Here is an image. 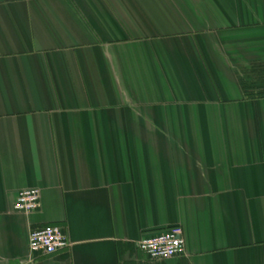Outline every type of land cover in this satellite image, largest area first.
<instances>
[{
    "label": "crops",
    "instance_id": "1",
    "mask_svg": "<svg viewBox=\"0 0 264 264\" xmlns=\"http://www.w3.org/2000/svg\"><path fill=\"white\" fill-rule=\"evenodd\" d=\"M0 264H264V0H0Z\"/></svg>",
    "mask_w": 264,
    "mask_h": 264
},
{
    "label": "built area",
    "instance_id": "2",
    "mask_svg": "<svg viewBox=\"0 0 264 264\" xmlns=\"http://www.w3.org/2000/svg\"><path fill=\"white\" fill-rule=\"evenodd\" d=\"M41 206L38 188L22 190L15 203V210L31 213ZM70 246L66 229L57 224L34 228L29 235V251L32 256L52 255ZM139 248L152 261L164 260L182 255L186 251V239L182 227L175 226L160 233L144 237Z\"/></svg>",
    "mask_w": 264,
    "mask_h": 264
}]
</instances>
